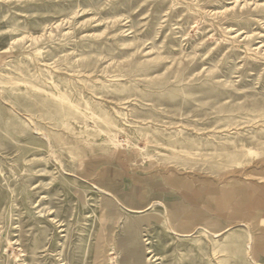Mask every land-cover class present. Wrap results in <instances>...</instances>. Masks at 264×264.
I'll list each match as a JSON object with an SVG mask.
<instances>
[{
    "label": "rangeland",
    "instance_id": "374dc122",
    "mask_svg": "<svg viewBox=\"0 0 264 264\" xmlns=\"http://www.w3.org/2000/svg\"><path fill=\"white\" fill-rule=\"evenodd\" d=\"M0 264H264V0H0Z\"/></svg>",
    "mask_w": 264,
    "mask_h": 264
}]
</instances>
